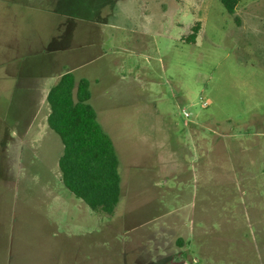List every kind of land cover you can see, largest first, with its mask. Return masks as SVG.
<instances>
[{
    "label": "rangeland",
    "instance_id": "1",
    "mask_svg": "<svg viewBox=\"0 0 264 264\" xmlns=\"http://www.w3.org/2000/svg\"><path fill=\"white\" fill-rule=\"evenodd\" d=\"M69 70L119 158L111 215L61 180ZM170 262L264 264V0H0V264Z\"/></svg>",
    "mask_w": 264,
    "mask_h": 264
},
{
    "label": "trees",
    "instance_id": "2",
    "mask_svg": "<svg viewBox=\"0 0 264 264\" xmlns=\"http://www.w3.org/2000/svg\"><path fill=\"white\" fill-rule=\"evenodd\" d=\"M220 1L234 15L242 0ZM201 29V22L196 21L184 39L186 44H195ZM91 97L86 78L77 80L71 71L62 74L47 95V123L63 144L59 170L66 189L92 210L111 215L121 198L119 158Z\"/></svg>",
    "mask_w": 264,
    "mask_h": 264
},
{
    "label": "crops",
    "instance_id": "3",
    "mask_svg": "<svg viewBox=\"0 0 264 264\" xmlns=\"http://www.w3.org/2000/svg\"><path fill=\"white\" fill-rule=\"evenodd\" d=\"M69 71H73V70H69ZM68 71V72H69ZM135 74H139L140 72H139V69H135V71H133ZM60 77V76H59ZM58 77V78H59ZM58 78L56 79V78H54V79H56V81L58 80ZM48 79V78H47ZM47 79H43V81L45 82V83H47L46 82V80ZM94 81H95V83L96 84H98V82H99V80H98V78H95L94 79ZM49 87H50V85H49ZM51 89V87L48 89V92H49V90ZM90 89H91V93H92V86H91V82H90ZM91 104H92V106L95 108V110H96V112H97V109H96V106H95V104H94V99H93V94H92V97H91ZM97 116H98V114H97ZM98 120H99V117H98ZM99 122H100V120H99ZM101 123V122H100ZM103 127V126H102ZM66 188V187H65Z\"/></svg>",
    "mask_w": 264,
    "mask_h": 264
},
{
    "label": "built area",
    "instance_id": "4",
    "mask_svg": "<svg viewBox=\"0 0 264 264\" xmlns=\"http://www.w3.org/2000/svg\"><path fill=\"white\" fill-rule=\"evenodd\" d=\"M208 101H206V100H202V106L204 107V108H206V107H208ZM185 116L187 117V118H189L190 117V114L189 113H187V112H185Z\"/></svg>",
    "mask_w": 264,
    "mask_h": 264
}]
</instances>
